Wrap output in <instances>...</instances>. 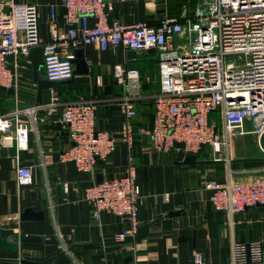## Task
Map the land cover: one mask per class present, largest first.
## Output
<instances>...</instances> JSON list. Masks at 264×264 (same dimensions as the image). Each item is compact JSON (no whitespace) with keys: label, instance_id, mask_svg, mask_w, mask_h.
<instances>
[{"label":"crops","instance_id":"crops-1","mask_svg":"<svg viewBox=\"0 0 264 264\" xmlns=\"http://www.w3.org/2000/svg\"><path fill=\"white\" fill-rule=\"evenodd\" d=\"M11 1L36 6L42 40L48 39L50 5L55 6L57 25L66 26L63 0ZM103 1L110 4L106 9L109 20L154 25L164 17L184 21L202 0ZM89 22H93L92 17ZM182 39L183 35L178 40ZM76 49L81 50L87 71L56 81L51 95L60 102L93 101L96 127L109 131L115 144L90 172H80L72 161L63 160L61 152L70 140L60 121L61 106L50 110L48 105L36 102L30 60L20 55L8 57V65L17 72V78L14 86L0 88V115L41 105L31 116L25 149L0 144V234L18 243L17 250L0 247V264H195V252L200 253L205 264H230L233 240L264 239L262 206H249L228 215L213 208L207 186L209 180L226 178L228 170L234 181L264 177V156L253 155L257 153L253 135L231 134L220 157H214L215 150L205 144L197 153H191L200 161L195 163H182L186 152L180 148L153 149L148 134L134 133L128 148L122 141L124 115L118 97L127 92L139 96L133 100L134 128L151 127L152 95L159 89L156 50H134L131 54V49L122 46L100 50L92 44ZM117 65L126 73L124 82L114 76ZM38 76L46 79L42 65ZM218 114H210V119L213 115L219 118ZM18 163L31 167V184H17ZM129 164L134 167L141 189L136 229L146 223L149 227L139 241L123 242L116 237L131 227L130 221L107 211L92 218L83 190L99 178L123 174ZM28 208L38 213L37 218H22ZM20 235L35 238L20 241Z\"/></svg>","mask_w":264,"mask_h":264},{"label":"built area","instance_id":"built-area-1","mask_svg":"<svg viewBox=\"0 0 264 264\" xmlns=\"http://www.w3.org/2000/svg\"><path fill=\"white\" fill-rule=\"evenodd\" d=\"M65 28L57 25L55 6L50 5L48 39L39 37L37 8L31 3L0 0V86H14L17 72L8 65L9 56L27 57L32 47L42 49V67L47 79L63 81L73 76L74 51L92 44L100 50L116 46L141 51L155 49L158 55L159 89L152 95L150 128H134V93L118 97L124 118L123 143L129 148L134 133L148 134L153 149L169 151L182 142L186 153H197L205 145L220 151L231 134L255 136L264 156V0H202L184 21L164 17L156 24H124L108 19L110 4L103 0H63ZM92 17L93 22H89ZM184 40H178L180 36ZM118 82L126 73L114 67ZM41 104L14 109L0 115V144L25 149L31 116ZM50 110L61 106L60 121L67 129L70 145L61 152L80 172L93 171L115 144L109 131L96 127L94 103L76 99L62 101L52 96ZM218 112L220 131L210 119ZM225 150V149H224ZM16 182L32 183L30 166L18 165ZM209 200L214 209L228 215L246 207L264 208V177L234 181L209 180ZM83 200L97 219L107 211L129 220L131 227L117 239L133 235L141 189L132 164L123 174L93 182L83 190ZM195 264H205L200 253ZM230 264H264V239L232 241Z\"/></svg>","mask_w":264,"mask_h":264},{"label":"water","instance_id":"water-1","mask_svg":"<svg viewBox=\"0 0 264 264\" xmlns=\"http://www.w3.org/2000/svg\"><path fill=\"white\" fill-rule=\"evenodd\" d=\"M134 52H135L134 50H129V53L131 54H134ZM27 58L31 62V67H32V72H33V81L36 84V102L42 103V104L48 103L51 99V88L56 83V81L49 80L47 78L43 79L38 76L39 67L42 65L41 47L40 46L32 47L29 51ZM72 62L75 66L73 70V74L82 73V72L87 71V66L85 65L81 50L75 49L74 58L72 59ZM0 88H3V86H0ZM175 146L177 148L182 149L183 143L176 142ZM195 162H200L197 160L196 154L186 153L184 155L182 163H195ZM100 180L101 179L99 178L98 181ZM21 216L22 218H34V217L37 218L38 213L31 211V209L28 208L23 211V214ZM148 227H149V223L138 226L135 234L126 235L122 239L123 242L139 241L141 238L146 236ZM34 238L35 237L31 235H20L19 240L20 241H33ZM0 247L11 249V250H17L18 243L14 241H9L7 238L1 236L0 234Z\"/></svg>","mask_w":264,"mask_h":264},{"label":"rangeland","instance_id":"rangeland-1","mask_svg":"<svg viewBox=\"0 0 264 264\" xmlns=\"http://www.w3.org/2000/svg\"><path fill=\"white\" fill-rule=\"evenodd\" d=\"M212 119L216 122L217 127H219V121H218L217 115H213ZM253 137H254V142L253 143H254V145H255V147L257 149V151H256L257 153H254L253 155H259V157H260L261 156V152H260L259 148L257 147L256 138H255L254 135H253ZM213 153H214V157H220L223 153H225V150L221 149L219 152L218 151H214Z\"/></svg>","mask_w":264,"mask_h":264}]
</instances>
